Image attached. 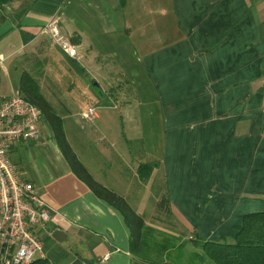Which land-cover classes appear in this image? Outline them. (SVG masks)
Instances as JSON below:
<instances>
[{
    "label": "crops",
    "instance_id": "0c3cea01",
    "mask_svg": "<svg viewBox=\"0 0 264 264\" xmlns=\"http://www.w3.org/2000/svg\"><path fill=\"white\" fill-rule=\"evenodd\" d=\"M51 19H58L76 46V59L43 35ZM45 44L66 63L70 94L64 102L77 107L65 113L67 124L59 116L69 146L91 177L122 197L144 225L141 245L132 247L122 214L71 171L40 118L37 140L9 148L21 178L53 209L39 229L40 258L49 264H169L159 257L168 258L165 245L171 241L199 248L193 244L198 239H230L244 215L264 211V0L0 5L4 65L45 51ZM121 74L164 95L158 112L148 110L145 146L130 162L116 147L124 118L133 123L137 117L132 104L111 93ZM88 105L98 114L92 123L78 119ZM95 137L96 150L90 151ZM153 162L149 176L139 168ZM57 229L65 235L62 242L51 237ZM167 248L173 250L174 243Z\"/></svg>",
    "mask_w": 264,
    "mask_h": 264
},
{
    "label": "built area",
    "instance_id": "2783aa9c",
    "mask_svg": "<svg viewBox=\"0 0 264 264\" xmlns=\"http://www.w3.org/2000/svg\"><path fill=\"white\" fill-rule=\"evenodd\" d=\"M57 22H48L44 32L68 57L74 58L76 48L60 32ZM81 117L92 120L95 109H85ZM40 118L38 108L18 92L0 95V264H29L43 252L39 229L48 223L53 209L32 183L21 178L9 158L12 145L39 138Z\"/></svg>",
    "mask_w": 264,
    "mask_h": 264
},
{
    "label": "rangeland",
    "instance_id": "374dc122",
    "mask_svg": "<svg viewBox=\"0 0 264 264\" xmlns=\"http://www.w3.org/2000/svg\"><path fill=\"white\" fill-rule=\"evenodd\" d=\"M51 20L47 21L43 25L41 30H42L43 35L45 34L51 41H53L55 45H57L54 42V40L48 34L44 32L45 26ZM57 26L60 32L71 43V45L75 46L69 39V36H67L61 30L59 21L57 22ZM45 46H46L45 51L40 49L38 52H36L35 54H31V56L29 57L28 56L24 57L23 55L17 56L16 58L13 57L11 60L7 61L5 65H4L5 58L2 57V55H0V59L2 61V66H0V95L1 94L6 95V93L9 94L10 91L14 90L15 87H18L19 77L23 70L31 71L33 74L38 73L39 74L38 77L35 75V78H37L38 80H41L39 81V85H42L41 86L42 96L45 98V100L48 102V104L51 106L53 111L56 112L58 116L60 115L63 116L65 123L67 124L68 120L65 117V113L77 108L72 105V102H68V101L64 102L65 99L67 100L68 94H70L68 91L69 89L67 90L66 88V85L68 84L69 79H68L67 73L64 70V68L67 65L62 60L56 59L55 55L51 52L50 47L47 44H45ZM59 50L62 51L61 48ZM48 51H50L51 53ZM0 52L5 53L3 51V48H0ZM76 52H77V48H76ZM62 53L66 57H68L63 51ZM77 55H78V52H77ZM77 55L74 58H70V57L68 58L76 59ZM45 66L50 67V69H48V71L45 70ZM55 68L56 69L60 68V70H56ZM109 77L111 78L112 75H109ZM117 78L116 76H114V81L116 79L117 81H119V77ZM120 79L122 81H119L116 84V87L112 89L111 93L114 94L115 93L114 91H116L119 95H121V99L126 100L125 101L126 104H129V105L132 104L133 108L135 109V114L137 115L133 123H130V120H128L127 117L124 118L123 123L121 124V131H123V137L121 136V138L116 139L117 140L116 147L118 148L119 152H123V151L125 152L124 154L125 162H130L136 159L137 156L134 157L135 156L134 154H136L137 151H141L143 145L145 146L146 139L143 137L142 128H145V125H146L145 116L147 115L148 110L153 109V107H155L156 111L158 112V109L160 106V98H163L164 95L160 89L155 90L153 86L151 85V83H148L146 90H144L142 87V84H138L134 82L130 77L128 81L127 76L125 74H121ZM51 84H54L56 88H60V89L59 90L53 89V86ZM14 92H18L20 94L19 90H16ZM5 95H1V96H5ZM176 98L180 100V98H182V94L179 96H176ZM89 107L90 108L93 107L95 109V117L92 120L88 121L89 123H92L98 115L96 114V107L94 105H88L87 107L80 109V111L78 112V119H80L81 121H87V119H84L81 117V113L84 112L85 109ZM126 108L130 109L129 106H127ZM158 119L159 118L157 117V120ZM41 120L42 122H46L44 117H41ZM131 124L135 126L134 130ZM97 140L99 139L95 137L90 151L96 150L95 144L97 143ZM90 157L94 158L92 155H90ZM87 163L90 164V161H88V157H87ZM144 165H148L151 167V169H148L149 171L147 172L149 176L153 168L157 166V162H153V164H144ZM163 188L165 189V187ZM161 202L162 204L164 203L168 205L169 197L163 196V200H161ZM173 243H174V249L169 250L167 248V245H170ZM186 243L184 244V246L182 245L183 246L182 248L178 247V244L179 245L181 244L180 241H177V242L171 241V243L165 245L166 246L165 251L167 252L169 251L170 253H168L169 254L167 256L168 258H164V255L160 256L159 257L160 261H163V262L165 261V262H168L169 264H212L211 262H209L207 259L204 258L200 248H194L192 247L191 244L189 245L188 243L187 244ZM165 251H163V253ZM176 257L179 258L178 260L180 262L176 261L175 259Z\"/></svg>",
    "mask_w": 264,
    "mask_h": 264
},
{
    "label": "trees",
    "instance_id": "16d2710c",
    "mask_svg": "<svg viewBox=\"0 0 264 264\" xmlns=\"http://www.w3.org/2000/svg\"><path fill=\"white\" fill-rule=\"evenodd\" d=\"M6 1L8 0H0V5ZM35 75L38 77L39 74H33L28 70L22 71L18 81L20 94L38 108L41 117H44L49 124L54 141L71 171L97 198L122 214L132 234V247L141 245L144 225L141 217L117 193L97 183L78 160L66 140L61 117L53 111L42 96ZM139 168L151 169L148 165H142ZM193 244L201 249L204 258L212 264H264V211L244 215L241 224L235 229L230 239H222L218 242L198 239ZM29 264H49V262L37 257Z\"/></svg>",
    "mask_w": 264,
    "mask_h": 264
},
{
    "label": "water",
    "instance_id": "95a60500",
    "mask_svg": "<svg viewBox=\"0 0 264 264\" xmlns=\"http://www.w3.org/2000/svg\"><path fill=\"white\" fill-rule=\"evenodd\" d=\"M7 231H8V230H7ZM63 236H64V238H65L64 233H63L61 230H59V229L55 230V231L52 233V235H51V237H52L54 240H56L57 242H62V241L64 240ZM6 238H7V237L5 236V239H6ZM4 246H5V243H2V245H1V249H3Z\"/></svg>",
    "mask_w": 264,
    "mask_h": 264
}]
</instances>
